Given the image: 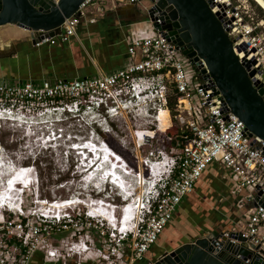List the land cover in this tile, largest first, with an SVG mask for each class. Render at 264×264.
<instances>
[{"label": "built area", "instance_id": "obj_1", "mask_svg": "<svg viewBox=\"0 0 264 264\" xmlns=\"http://www.w3.org/2000/svg\"><path fill=\"white\" fill-rule=\"evenodd\" d=\"M104 1L85 0L76 14L66 19L62 35L57 38L69 41L72 36L78 35L81 21L95 23L92 9ZM116 1L142 3V0ZM206 1L210 2L213 13L233 41L240 61L256 60L251 68L245 67L248 73L256 71L251 76L253 85L258 90L264 88V32L261 31L264 21L255 22L248 6L235 4L234 0ZM128 56L130 63L111 74L59 79L53 83L44 81L39 87L32 82L19 86L0 85V113L11 116L25 113V107L16 106L17 101L32 103L29 106L36 103L41 108L31 112L34 118L50 116L55 123L73 121L60 128L52 126L50 129L54 138H64L67 129L77 124L91 127L89 140L81 142L84 146L108 144L105 139L101 142L95 136V133L101 136L96 128L112 134L115 133V126L123 128L133 120L137 131L142 129V135L136 138L137 145L142 147L150 139L159 140L158 131L166 122L176 119L184 140L181 155L172 156L168 176H160L157 180L159 188L152 184L154 186L148 191L146 205H143V200V211L139 210L136 214V223L130 231L126 229L124 217L119 219L118 225L107 221L112 226L108 229L104 220L94 216L103 209L107 210L103 208L104 201L101 199L91 202L92 210L89 208L84 221L81 215L77 218L73 213L59 211L60 205H54L59 201L33 198L31 202L28 191H25L16 203L9 198L8 189H1L0 264H35L37 255H40L42 264H67L70 260H75L76 264L88 261L96 264H157L160 258L152 260L148 253L185 197L194 191L209 165L218 160L235 178L236 190L239 193L248 191L243 200L246 207L248 204L254 206L255 202L259 204L257 197L264 199V140L251 137L244 121L225 109L218 86L211 77L205 78L203 70L207 69L206 63L201 60L200 66H193L195 74L190 80L183 63L188 61L177 44L159 30L154 36L130 41ZM171 92L178 96L175 104L178 113L175 115L171 111L174 108L170 100ZM196 95L198 100H195ZM121 141L123 144L127 142L125 138ZM159 151L152 157L141 158L151 173L154 170L160 173L164 166L165 158L160 159ZM129 205L126 204L122 212ZM138 206L139 203L135 208ZM73 223L77 227L86 223L90 229L97 231L98 242L91 238V234L76 237L74 231L66 229ZM243 231L247 236L254 235L253 241L262 244L264 249L262 205L248 209ZM64 233L68 234L62 238ZM229 234V231L223 233L226 236ZM216 241V247H219L223 240L218 238Z\"/></svg>", "mask_w": 264, "mask_h": 264}, {"label": "crops", "instance_id": "obj_2", "mask_svg": "<svg viewBox=\"0 0 264 264\" xmlns=\"http://www.w3.org/2000/svg\"><path fill=\"white\" fill-rule=\"evenodd\" d=\"M150 5L143 2L137 6L127 5L106 0L100 9H92L91 16L96 22L81 21L78 35L65 42L54 38L33 45L29 31L13 25L11 29L1 27L0 53L4 56L0 58V85L19 86L32 82L39 87L44 81L53 83L59 79L88 78L125 68L130 63L129 42L157 34L144 15ZM247 193L236 190L235 178L219 160L211 163L194 191L178 207L148 257L157 260L180 245L195 241L198 239L195 233L215 234L216 225L227 220L238 223L237 228L243 229L248 211L243 200ZM217 216L222 219L228 216V219L217 220ZM231 228H223L218 234ZM91 238L98 242V238ZM34 263L42 264L40 255L35 257ZM67 264H76V261ZM83 264L96 263L88 261Z\"/></svg>", "mask_w": 264, "mask_h": 264}, {"label": "water", "instance_id": "obj_3", "mask_svg": "<svg viewBox=\"0 0 264 264\" xmlns=\"http://www.w3.org/2000/svg\"><path fill=\"white\" fill-rule=\"evenodd\" d=\"M84 1L0 0V27L13 25L25 29L30 32L33 45H37L61 36L66 19L75 15ZM149 1L151 5L144 13L147 21L177 44L191 66H200L201 60L206 63L205 78L211 77L218 86L225 109L244 121L251 137L264 140V88L258 90L253 85L251 76L256 71L248 73L245 67L251 68L256 60L240 61L210 2ZM257 201L259 204L255 202L248 209L264 207V199L257 197ZM229 232V236L223 235L225 232L210 234L184 243L165 253L157 264H264V249L253 241L254 235L247 236L241 227ZM218 238L223 241L216 247Z\"/></svg>", "mask_w": 264, "mask_h": 264}, {"label": "rangeland", "instance_id": "obj_4", "mask_svg": "<svg viewBox=\"0 0 264 264\" xmlns=\"http://www.w3.org/2000/svg\"><path fill=\"white\" fill-rule=\"evenodd\" d=\"M234 1L235 4H242L248 6L250 14L256 19L255 22L259 23L261 21H264V9L255 0ZM143 3L148 6L151 4L149 0H145L143 1ZM11 28L13 27L11 25H8L3 26L2 29ZM261 31L264 32V25L262 26ZM183 63L187 71L188 78L192 80L195 74V68L191 66L188 62ZM191 88L193 90L195 89V84L193 82L191 83ZM177 99L178 96L175 94V92H171L170 100L173 102L174 105V108H171L172 115L178 113L176 111L175 106ZM195 100H198L197 95L195 96ZM15 103H17V107H25V113H18L14 116L0 113V115H6V117H9V121H7L8 119H4L3 121L0 120V160L4 159L5 163L7 162L9 163V165L11 164L16 168H21L24 165L33 168L32 171L34 172L38 182L37 186H32L25 190L28 191L27 195H29V201L32 202L33 198H40L39 200L47 198L50 201L59 202L65 199L72 200L73 198H82L88 201L86 203H89V201L92 202L101 199L104 202H109L116 205L118 219L123 216L122 208L126 204L130 203L129 206H135L138 204L132 202V199L131 201H128V203L126 200H128L129 197H127V199H125L124 201L120 196L121 190H118V186L113 185L112 182H106L108 180H105L106 175H104V172H109L110 168L113 167L112 164L109 165L110 168H108L109 166L106 164H104V166L102 165V170L97 172L99 173L98 177H102V181L97 180L93 183L89 182L90 176H94V168L90 172L88 170L92 167L94 163L97 162V160L102 158V156L97 152H95V154L97 153V155H91V152H89L88 149L82 148L84 144L82 145L81 142L89 140L91 131L93 130L91 127H84L77 124L76 126H72L70 129H67L64 138H54V136H52V130L50 129L52 126L54 128H60L63 127V125L65 126L69 122L73 121L55 123L53 121L54 118L50 116L46 118H34L33 113L31 112H33V110H35L36 108H41L39 105L35 103L32 106H29L32 103H22L21 101H17ZM128 126L131 127L130 130L127 129ZM171 127L175 130H179V122L176 119H173V121L170 122H166L164 127L158 131L159 140L157 138L150 139L149 143L143 145L142 147H139L136 143L137 135H142V129L137 131L133 120H131L128 125H123V128L115 126V133L112 134L104 133L101 128H96L97 131L101 134V136L97 133H95V136L97 138H100V141H104L105 139L108 144L112 147V149H115L116 152H118V154H120L128 162L131 168L130 170H134V173H132V171H127L128 174L130 172L132 173L128 175L127 173H124L126 169L123 170V168H119L120 172L126 175L129 188L140 187L139 191H141V188L144 187L143 189L145 191V194H143L142 196V200H144L143 205H146V199L149 195L148 191H150L153 181L156 177L151 178L152 176L150 170L147 166H145V163L141 160V158H145L147 156L152 157L153 153H156L160 150V159L162 160V157L165 158V160H163L166 164V167L163 169V172L165 174L162 175L165 178L166 176H168V172L172 167V156L177 157L181 155V149L184 140L178 136V132L175 134V136H168V129ZM130 131L132 132L133 136H131ZM42 132H44V136L42 135ZM75 138H78L81 141L78 142V140ZM119 138H125L127 142L123 144V142L119 140ZM75 146H77L79 149L75 148ZM84 154L86 155L84 156ZM108 161L112 162V158H110V160ZM169 162H171V165ZM142 173L144 175V181L146 182L145 184L141 182L143 178L139 176ZM12 178L13 177H11V179ZM10 180L6 181V184L8 183L7 186H9ZM103 182L106 183L104 184ZM1 184L2 185L0 186V190L4 188L3 181ZM99 191L101 192L99 193ZM132 198H134V196H132ZM137 199L139 200V194L137 195ZM47 203L50 202L48 201ZM141 205L142 201L140 202L139 206ZM143 205L142 209L144 207ZM89 208H91L92 210V206L89 207L85 204H76L73 208L68 210L65 209L66 211L64 210L63 212L73 213V215H75L77 218H79V215H81L84 221H86L87 219L85 215L89 211ZM231 208L233 210V206ZM140 211L142 212L143 210L140 209ZM218 215L221 216V213H218ZM217 218V220H226L228 219V216H223V219L218 216ZM98 219L104 220L108 226V229H110V227L112 228L111 224H108V222L104 218ZM80 226L81 228H79ZM80 226L77 227L76 224L73 223V225H68L66 229L71 232L74 231L76 233V237L78 238L79 236L87 234H91L95 239L98 238L97 231H95L94 229H90L88 225H86V223ZM216 226L217 227L213 229V232H216L215 234H218L219 231L223 228L232 227L230 230L237 229L238 223L235 224L233 221L232 223H230V221L227 220L221 222ZM132 227H129V229L131 230ZM67 234L68 233H64L61 237L64 238ZM195 234V237L198 236V238H200L214 233L208 234L205 231Z\"/></svg>", "mask_w": 264, "mask_h": 264}, {"label": "bare ground", "instance_id": "obj_5", "mask_svg": "<svg viewBox=\"0 0 264 264\" xmlns=\"http://www.w3.org/2000/svg\"><path fill=\"white\" fill-rule=\"evenodd\" d=\"M255 1L264 9V0H255ZM4 119L5 120L8 119L7 121H9V117H6V115H0V120L3 121ZM101 141H103V140H101ZM75 148L79 149L77 146H75ZM82 148L88 149L89 152H91V155H93V154H95V152H97L98 154H100L102 156V158L97 160V162L94 163L92 165V167L88 170L90 172L94 168V171H93L94 176H90L89 182L93 183L97 180H101L102 177H98L99 173H97V172L102 170L101 168H103L104 164H106L108 166L112 164L113 165L112 168H110V166L109 167L107 166L108 168H110V171L104 172L105 173L104 175H106L105 180L106 179L108 180L106 182H108V183L112 182L113 185H117L118 190H121V194L123 196L125 194L126 198L129 197L128 200H126L127 202L131 201V199H132V202H135V204H137V203L140 204L141 201L143 203V200H142L143 197L142 196H143V194H145V191L143 189L144 187L141 188L142 189L141 191H139L140 187L139 188H137V187L129 188L128 187L127 177L125 174H122V172H120L119 168H123V170L126 169L124 173H127V174H128L127 171H132V173H134L133 172L134 170H130L131 168H130L129 164L120 154H118L116 151H114L112 149V147L108 144H105L104 146L86 145V146H83ZM79 152H82V151H79ZM97 153L95 155H97ZM85 155L86 154H84V156ZM109 158H112V162H109L107 160ZM4 161H5L4 159L0 160V186L2 185L1 183L3 181L4 182V188L3 189L6 188L10 192L9 198L12 199L14 202L18 203L19 198L22 196L23 192H25L26 189H28L32 186H37L38 180H37L34 172L32 171L33 170L32 167L24 165L21 168H16L15 166H13L11 164L9 165V163H7V162L5 163ZM91 163H93V162H91ZM165 165L166 164L164 163V166L161 167V169H160L161 174L158 173L157 170H154L153 173L150 172L151 176H152L151 178L156 177V179L158 180L160 178V176H162L164 174L162 169H164L166 167ZM114 167H115V169H114ZM13 169H15V170H13ZM93 174H91V175H93ZM142 175H143V173H142ZM142 175H139V176L141 178H143V180L141 182L145 184L146 182L144 181V176H142ZM11 177H13V178L11 179ZM8 180H10L9 186H7L8 183L6 184V181H8ZM129 181H130V179H129ZM106 182H103V183L105 184ZM22 189H24V190H22ZM82 190H84V189H82ZM138 194H139V200L137 199ZM132 196H134V198H132ZM86 202H88V201H86L85 199H82V198H79V199L73 198L72 200H70V199L61 200L58 204L56 203L54 205H60L59 211L63 212L65 209L68 210V209L73 208L76 204H83V205L85 204L89 207L92 206L91 201H89V203H86ZM102 204L104 205V207H107L108 210L104 209L102 212L95 213L94 216L99 217V218H104L106 221H110L112 224L118 225L117 222L119 221V219L117 218V211H116L117 207H116V205H114L113 203H109V202H102ZM141 206H138L135 208L134 205H131V206H128L127 208H125V210L123 211V215H125L124 224H125L126 229L128 231H130L129 227L134 226V223H136L135 222L136 221V214L141 209ZM56 213H58V210H56Z\"/></svg>", "mask_w": 264, "mask_h": 264}, {"label": "trees", "instance_id": "obj_6", "mask_svg": "<svg viewBox=\"0 0 264 264\" xmlns=\"http://www.w3.org/2000/svg\"><path fill=\"white\" fill-rule=\"evenodd\" d=\"M172 106H173V102H172ZM168 131H169V135H171V136H175V134L178 132V133H179L178 136L182 138V134H181V131H180V130H175V129H173V128L171 127V128L168 129ZM114 150H115V149H114ZM115 151H116V150H115ZM117 153H118V152H117ZM127 163H128V162H127ZM140 175H142V174H140ZM142 176H144V175H142Z\"/></svg>", "mask_w": 264, "mask_h": 264}, {"label": "clouds", "instance_id": "obj_7", "mask_svg": "<svg viewBox=\"0 0 264 264\" xmlns=\"http://www.w3.org/2000/svg\"><path fill=\"white\" fill-rule=\"evenodd\" d=\"M160 181H161V180H160ZM153 184H154L156 187H158V188H159V186H160V182L157 183V179H156V178L154 179ZM154 185H153V186H154ZM153 186H152V188H153ZM99 193H100V192H99ZM148 194H149V193H148ZM120 196H121V198H122L124 201H125V199H127L125 194H124V196H123L122 194H121ZM148 197H149V195H148ZM121 217H125V215H123V216H121Z\"/></svg>", "mask_w": 264, "mask_h": 264}]
</instances>
